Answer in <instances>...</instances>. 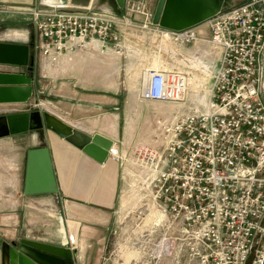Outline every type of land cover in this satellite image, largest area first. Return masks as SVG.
<instances>
[{
    "label": "built area",
    "instance_id": "1",
    "mask_svg": "<svg viewBox=\"0 0 264 264\" xmlns=\"http://www.w3.org/2000/svg\"><path fill=\"white\" fill-rule=\"evenodd\" d=\"M123 11L42 0L27 12L46 72L85 54L128 60L131 32L159 52L171 43L220 51L212 84L188 110L200 82L190 85L185 69H145L141 101L169 109L150 142L110 150L123 183L141 194L135 210L150 216L148 264H264V0L222 10L206 22L209 36L160 27L147 0H126Z\"/></svg>",
    "mask_w": 264,
    "mask_h": 264
},
{
    "label": "crops",
    "instance_id": "2",
    "mask_svg": "<svg viewBox=\"0 0 264 264\" xmlns=\"http://www.w3.org/2000/svg\"><path fill=\"white\" fill-rule=\"evenodd\" d=\"M96 1L72 0V3L84 7L91 4L94 6ZM147 2L152 12L155 13L159 0H147ZM227 3L226 1L223 9L228 6ZM9 9L15 10L16 7H10ZM123 12L122 10L121 13ZM10 13L17 14L16 11L5 13L0 11V21L8 20ZM196 29L200 35H210L206 22L196 26ZM141 36L139 33H129L128 60L110 56L102 57L97 54L77 56L76 63L69 68V84H56L57 88L54 93L55 103L61 107L62 101H64L61 100L64 98L62 94L69 92V100H65L69 102V107H65L66 109L56 106L57 111L55 112L46 107V110H43L44 105L41 104V95L44 93L42 88L43 71L41 68L40 71L35 68L34 94L39 98V101L35 100V102H39L43 115H50V124H56L60 131L57 132L49 127L45 121V128L37 131L32 136L33 140L38 143L33 146L29 145L30 142L25 144L27 148L25 157L21 153V156L16 159L18 164H15L16 162L12 164V159H15L13 158L15 157L13 152L16 150L7 151L9 158L5 160L6 163L4 168L2 166L1 171L6 172L8 176L1 179V187L5 188V191L11 189V195L0 196V203L15 202L11 209L7 206L9 208L7 209L13 212L12 225L7 221L13 229L6 242H4L9 246V251L19 250L23 247L27 252L32 253L46 264H119L117 261H108L106 255L107 250L111 247L112 234L116 232L114 227L116 209L122 191V169L120 164L110 157V154L101 162L99 160L101 148L98 145H94L95 148L91 149L96 156L86 152L85 148L92 143L96 135L110 139L113 143H120L119 141L124 140L126 136L130 137L131 124L134 118H138L139 125L146 123L147 115H137L138 111L135 110L136 115L124 116V119L130 117L129 121L126 122V127L119 126L121 125L120 119L123 116L120 109L123 98L121 95L118 96L117 92L122 85L126 91L127 83L132 81L134 83L133 90L138 96L135 102L136 104L138 102L143 103L140 99V77L142 72L155 66V59L164 60V62H158L157 65L163 69H184L183 65H174L165 59L176 56L183 59L187 58L186 53L181 52L182 49H177L179 51L177 53L164 47L159 52V45L156 41L147 42L148 40H142L143 37L141 38ZM202 45L209 47L206 44ZM202 45L201 43H195L194 47L199 50ZM165 55L167 58H165ZM7 66L9 65L4 66V68L0 66V73L22 75L26 71L16 66L17 69H20L17 73ZM124 67H126L125 71L130 70V74L125 81L121 75ZM105 71L111 72L110 76L117 80L115 84H106L108 80ZM131 72L133 73L131 74ZM53 82L56 83L55 80ZM112 91H114V96L106 94ZM127 103L129 104V102ZM117 104L119 107H116ZM124 106H127L126 101ZM77 111L91 113L90 115L93 116L88 117L85 115L82 118L80 116L79 122H76V120L74 121L76 119L74 113ZM59 115L65 116L66 119L69 118V121ZM101 121L102 125H100ZM95 123L97 126H95ZM105 123L108 127H105ZM111 123L114 126H111ZM91 126L95 128L91 129ZM98 126H103V128ZM137 130L140 136L147 135L149 131L143 127L140 132L139 129ZM42 147L49 149L57 192L26 194L28 152ZM9 175H11L12 180H10ZM44 180V169L39 164L35 170L33 181L35 184H41ZM34 189H36V185ZM4 198L15 199L11 201ZM4 208L6 209V207ZM5 209L0 208V213ZM147 218L149 220L150 216L146 217L145 220ZM24 241H28L32 245L23 244ZM0 262L9 264L8 260L4 262L2 258Z\"/></svg>",
    "mask_w": 264,
    "mask_h": 264
},
{
    "label": "rangeland",
    "instance_id": "3",
    "mask_svg": "<svg viewBox=\"0 0 264 264\" xmlns=\"http://www.w3.org/2000/svg\"><path fill=\"white\" fill-rule=\"evenodd\" d=\"M41 1L42 0H0V11L1 12L3 13L7 11L17 12V14L10 13L8 20L0 21V42H4V43L5 42L14 43L15 42V43L24 44V45L33 44V51H34L33 52L34 70L32 72L33 76H31L30 74L31 72H29L26 67L20 66V69H23V71L24 69L26 70L25 73L27 74L28 78L32 77V80H33L32 89L33 90H32L31 97L28 99L27 102H24V103L22 102L1 103L0 104V115L21 113L22 111L34 110L36 107H38V109H42L41 106L35 105V100L39 101V98L36 97V95L34 94L35 93L34 92L35 68L39 71L41 68V70L43 71L42 88H43L44 93L41 95L42 96L41 104L44 105L43 110L44 109L46 110L47 108L49 110H53L54 112L57 111L55 107L58 106V104H56L55 103L56 101L54 100L55 99V96H54L55 89L57 88V85H59V83H64L67 85L69 84V67L64 69L63 73H61L62 70L60 71L51 70V72H46L45 71L46 67L44 66V63L40 58V53L36 49V45L38 43L39 37L34 29V26L31 21V17L29 16L27 11L29 9L38 7ZM44 1L48 2V0H44ZM58 1H64L65 3L68 1L72 2V0H52L51 2H58ZM73 1H77V0H73ZM249 1L250 0H227L228 6H226L223 10L231 9L236 6L246 4ZM10 7H16V9L15 10L9 9ZM94 7H97V8L106 7V8L111 9L113 12L117 13L116 0H113V2L111 3L105 2L102 0H97L94 3ZM194 45L195 43L188 44V45H176L174 43H171L169 45V49L174 50L177 53L179 52L177 51V49H182L181 52L186 53L185 56L187 57V59H189L187 61H185L180 56L172 57L171 58L172 60H171L170 58H167V56L165 55V58H167L165 60H167V62H170L174 65H178V64L183 65L182 67H184V69L191 75L193 80H195V82H193V85L195 84L197 85L198 82L202 84V87H201L202 90L200 91L192 90L191 92H189L187 96L186 110L191 108L197 100L202 99V97L204 96V89L209 88L210 85L212 84V81H213L212 75L214 74L217 68L219 59H220V51L218 49H215L211 46L209 47L203 46L201 44L202 46L198 50L197 48L194 47ZM167 46H166V49H167ZM162 61L164 62V60L155 59L154 60V62H156L155 66L158 65V62L160 63ZM122 63L124 64V62ZM0 66L1 68H4V66L6 65H0ZM7 67H9V69H11L12 71H16L17 73L20 71V69H17L16 66L15 67L7 66ZM125 69L126 67H124L121 71V75L124 81L127 79V77L130 74V70L125 71ZM105 72L107 75L106 79L108 80L106 81V84H110V83L115 84L117 80L114 79L113 76H110L111 72L110 73L107 71ZM132 73L133 72H131V74ZM202 78H205V79H202ZM54 80L56 81V83L53 82ZM128 84L131 86V88ZM126 87H127L126 88L127 90L125 91L122 85V87L119 88V91L117 92V95L118 96L121 95L123 98V104L120 107L121 113L123 116L120 119L121 125L119 126L126 127V122L129 121L130 117L127 119H124V116L125 115L127 116L136 115L135 110L138 111L137 115L138 114L147 115V121H145L146 122L145 124L143 123L139 125L140 122L138 118L137 119L134 118L131 124V127H132L131 128L132 132L130 134L131 136L130 137L126 136L124 140L119 141L121 142L124 148V151L128 152V150H130L134 145L138 143L150 142V139L152 138V135L150 132L154 133L156 131L157 117L161 113L168 111L169 108L167 107V105H163L160 103L138 102L136 104L135 101L138 98V96H137V93L134 92L133 90L134 83L130 81L129 83H127ZM17 94L27 95V91H24V90H19L17 92L9 91L8 96L12 97V95H17ZM106 94L109 96H114V91L107 92ZM62 95L64 98L61 100H64V101H62L61 107L60 105L58 107L60 108L69 107V102L65 101V100H69V92L63 93ZM125 101H126L127 106H124ZM127 102H129V104ZM111 105L113 104L111 103ZM116 107H119V105L117 104ZM120 109L118 110L120 111ZM90 114L91 113L77 111L74 113V116H75L74 118H76L74 119V121L76 120V122H79L78 120L80 119V116L81 118L85 115L88 117H92L93 115H90ZM59 116L66 119L65 116H62V115H59ZM148 116L149 117L151 116V118H149ZM66 120L69 121V118ZM97 124H98V121H97ZM97 124L95 123V126H97ZM102 124L103 123L101 121L100 125ZM110 125L114 126L113 123H111ZM106 126L107 125L105 123V127ZM98 127L103 128V126H98ZM142 127L145 128V130H149L147 132V135H143V136L138 135L139 133L137 129H139V132H140ZM92 128H95V127L91 126V129ZM36 132L37 131H30L28 133L0 138V196L1 197L3 195H8L11 193V189H9L8 191H5L6 189L1 187V181H2L1 179H5L4 176L5 177L8 176L6 172L1 171L2 166L4 168V165L6 163L5 160L9 158L8 156L9 153L7 154V151L12 150V149L16 150L13 152L15 156L13 158L15 159H12L13 160L12 164H14L15 162H16L15 164H18L16 159H18L19 156H21V153L23 154V157H25V153L27 149L25 144L30 142L29 145L33 146L34 144L38 143V142H35V140H33L32 138L33 134H36ZM20 148L22 149L20 150ZM11 174H14V173H11ZM9 178L10 180H12L11 175H9ZM133 194L137 195V197H141L140 193L136 191L133 192L128 185H126L125 183H122V191L120 195L119 205L116 209V221H115V227H114L116 232H114L115 234L114 233L112 234L111 247L109 250H107L106 257L108 258V261L110 260L111 262L117 261L119 264H148L147 253H148L149 243L146 242L147 240L146 230L149 231V228H148L149 220L148 219L145 220V218L148 217L149 214L147 210H146L147 212L144 214L145 208H142V210L138 212L135 210V206L137 205L136 204L137 200H135V196ZM4 199L8 200L10 198H4ZM14 199L15 198H12L10 200L13 201ZM13 203L15 202H5V203L1 202L0 203V208L2 210L5 209L4 207H6L5 211H1L0 213V259L2 258V255H3L2 245L4 242H6L7 238L10 236V232H12V229H13L11 226L13 212L8 210L9 208L11 209L13 205H15ZM8 218H10L11 220L9 221ZM141 218H143L142 224L137 221V220H141ZM7 221L10 222L11 225H9ZM153 238L154 239L158 238V234H154ZM0 264H2V262H0Z\"/></svg>",
    "mask_w": 264,
    "mask_h": 264
},
{
    "label": "water",
    "instance_id": "4",
    "mask_svg": "<svg viewBox=\"0 0 264 264\" xmlns=\"http://www.w3.org/2000/svg\"><path fill=\"white\" fill-rule=\"evenodd\" d=\"M126 0H116L120 9L124 8ZM227 0H159L154 13V23L160 27L172 31H183L196 27L209 21L218 15ZM0 65H11L26 67L31 72L34 70L33 44L24 45L17 43H0ZM32 77L27 74L13 75L0 73V104L13 102H27L32 95ZM27 91V95L8 96L9 91ZM38 106V102H35ZM51 117L43 115L42 111L36 107L32 111H25L16 114L0 115V138L15 136L30 131H41L46 125L52 127L57 132L60 131L56 124H50ZM98 145L101 149L99 160L103 162L110 154L114 145L113 141L96 135L92 143L85 148V151L93 156L91 149ZM41 164L44 169L45 180L41 184H35L33 179L37 166ZM36 185V189L34 186ZM57 192L49 149L42 147L32 149L28 152L26 194H50ZM23 244L32 245L28 241ZM9 246L4 243L2 249V259L9 261V264H46L36 258L32 253L27 252L23 247L19 250L9 251ZM8 251V252H7ZM74 254V253H73ZM48 264V263H47Z\"/></svg>",
    "mask_w": 264,
    "mask_h": 264
},
{
    "label": "trees",
    "instance_id": "5",
    "mask_svg": "<svg viewBox=\"0 0 264 264\" xmlns=\"http://www.w3.org/2000/svg\"><path fill=\"white\" fill-rule=\"evenodd\" d=\"M102 1L109 2V3L113 2V0H102ZM116 5H117V3H116ZM117 12H118L119 14H121V12H122V9H120V8L118 7V5H117Z\"/></svg>",
    "mask_w": 264,
    "mask_h": 264
},
{
    "label": "bare ground",
    "instance_id": "6",
    "mask_svg": "<svg viewBox=\"0 0 264 264\" xmlns=\"http://www.w3.org/2000/svg\"><path fill=\"white\" fill-rule=\"evenodd\" d=\"M193 82H194V80H191V82H190V85H193ZM203 98V97H202ZM90 138V137H89ZM145 212H144V214L147 212L146 210H144ZM136 212V211H135ZM142 215V214H141ZM148 219V218H147Z\"/></svg>",
    "mask_w": 264,
    "mask_h": 264
},
{
    "label": "flooded vegetation",
    "instance_id": "7",
    "mask_svg": "<svg viewBox=\"0 0 264 264\" xmlns=\"http://www.w3.org/2000/svg\"><path fill=\"white\" fill-rule=\"evenodd\" d=\"M34 52V51H33ZM28 69V68H27ZM28 71H29V69H28ZM30 72V71H29Z\"/></svg>",
    "mask_w": 264,
    "mask_h": 264
}]
</instances>
